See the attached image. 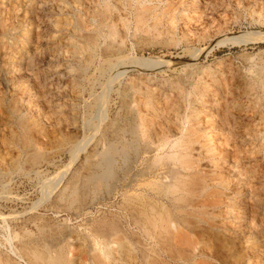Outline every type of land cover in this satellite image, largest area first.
Returning <instances> with one entry per match:
<instances>
[{
    "label": "rangeland",
    "instance_id": "obj_1",
    "mask_svg": "<svg viewBox=\"0 0 264 264\" xmlns=\"http://www.w3.org/2000/svg\"><path fill=\"white\" fill-rule=\"evenodd\" d=\"M146 1L134 3V12L121 10L127 16L116 20L122 49L102 55L74 47L75 39L86 42L74 35L75 14L95 10L93 1L0 0V23H6L0 24V78L7 84L0 106V256L10 264H29L30 257L42 264L47 249L68 244L76 264H92L95 238L127 250L123 175L117 193L86 178L101 170L92 166L111 140L112 121H125L128 82L141 103L152 101L145 117L156 131H200L193 155L203 154L199 168L207 181H227L219 195L259 218L252 232L231 230L235 215L217 217L218 229L199 232L212 250L206 260L264 264V0ZM16 67L37 107L27 108L21 91L7 87ZM13 101L22 118L12 115ZM140 168L135 162L132 171ZM138 251H130L133 264H143Z\"/></svg>",
    "mask_w": 264,
    "mask_h": 264
},
{
    "label": "bare ground",
    "instance_id": "obj_2",
    "mask_svg": "<svg viewBox=\"0 0 264 264\" xmlns=\"http://www.w3.org/2000/svg\"><path fill=\"white\" fill-rule=\"evenodd\" d=\"M92 1L94 2L92 7H95V10L92 11L91 9L92 12H82L81 8H78L82 14H80L81 12L77 13V15L75 14L76 12L74 13L73 31L76 33L74 35L76 37L82 36L86 39V42L83 39L84 42L82 40L79 41L80 38L79 40L75 39L77 41L74 45L75 49L80 52L100 50L101 54L104 52L109 54L119 52L122 49L124 40L122 39V33L120 34L117 30L116 20L120 19L123 22L127 17L125 12V14L122 13L123 10L133 9L132 5L134 3L143 7L146 0ZM68 10L66 8L65 13L70 11ZM143 10L140 11L143 12ZM139 18L138 20H140ZM68 20L66 18V25L70 23ZM0 24L3 25V21ZM124 26L126 29L129 28L128 23ZM85 31L89 32L84 33ZM100 39L103 40L102 44ZM25 48L24 51L26 50ZM16 53L14 52V54ZM26 62L27 67L25 69L28 71L29 67H31V62ZM24 74L20 67H16L11 72L10 79H7L10 81L7 87L21 91V98L23 95V100L26 99L27 108L37 107L33 99L35 95L30 94L33 91L29 88L30 85L25 82L23 84L25 80L22 79ZM36 74V72L31 73L35 80L38 79ZM2 79L0 78V106L4 105L6 99L7 84H5L6 82L4 83L6 78ZM136 87L134 82L133 84L128 82L123 86L121 109L125 121L123 119L124 123L120 125L116 120L112 121L111 140L104 143L100 151L97 150L99 158L92 166L99 167L101 170L98 171V168L97 170L94 169L95 171H91L88 178H86V180L88 179L95 183L107 182L106 185L110 191L117 193L120 186V175H123L121 177H123L125 183L124 191L129 199L128 207L130 206L127 211V231H125L124 235L127 240V250L124 249L125 246L122 247L121 244L115 242L118 246V249L115 250L117 256H115L114 250H112L115 243L111 241V238L110 240L109 238L106 239L107 237L103 238L104 240L95 238L92 243L94 247L92 248L91 246V262L92 264H133L137 256L135 252L134 256H132L133 254L130 255V251L139 249L138 252L141 254L143 264H210L206 259H212V250L207 246L205 241L207 239L204 240L203 238L204 234L200 235L199 232H207L208 229H218L220 225L216 222V218L226 214L235 215L234 217L236 218L231 230L244 231L251 229L254 232L259 225L256 219L258 218L256 217L257 214L253 215L252 208L250 209L248 205H242L241 207L238 204L233 206V203H231L233 205H229L228 202H231L233 198L231 199L230 196L225 197L224 194L219 195L222 192L220 188H223L221 185H227V181H225L226 183L222 181L216 183L214 178L207 181L204 172L202 173L199 168L200 162L203 160V154L200 155L197 151L196 156L193 155V151L196 150L194 144L199 142L200 131L197 130L196 133L195 130H188L187 133H182L170 128H162L156 131L157 128L155 130L151 119L145 117L146 108L152 105V101L148 100L141 103L134 93ZM36 96L39 97L40 94H36ZM7 102L9 103V101ZM14 103V101L11 102L9 106L12 115L15 117L20 114L14 108ZM202 131L204 132V130ZM206 136L208 135L205 133V140H207ZM210 153L214 152L211 151ZM220 153L222 151H219ZM135 162H139L141 168L133 172L132 169ZM3 174L0 171V179ZM61 174H59L60 178ZM65 174L63 173L64 176ZM58 180L55 182L56 184L53 182L54 185L60 184L61 179ZM52 188L55 189L53 186ZM71 203H73V200ZM215 209L222 212L218 211L219 213H217ZM133 228L137 231H134ZM250 240H253V238ZM136 244H141L143 247L139 245V247L141 246L140 249L136 247ZM74 248L72 244H68L66 247L59 246L54 250L50 247V249L46 250L48 256L43 258L45 261L42 264H76L73 258L76 255V252L73 253ZM34 256L35 258L38 257L37 255ZM30 258L28 260L29 264H38L35 259H32L33 257ZM9 262L8 257L3 258L0 256V264H10Z\"/></svg>",
    "mask_w": 264,
    "mask_h": 264
}]
</instances>
